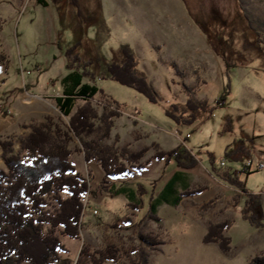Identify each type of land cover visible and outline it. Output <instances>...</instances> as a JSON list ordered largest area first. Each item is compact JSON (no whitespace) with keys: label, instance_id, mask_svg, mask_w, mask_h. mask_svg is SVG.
<instances>
[{"label":"rangeland","instance_id":"obj_1","mask_svg":"<svg viewBox=\"0 0 264 264\" xmlns=\"http://www.w3.org/2000/svg\"><path fill=\"white\" fill-rule=\"evenodd\" d=\"M75 45L94 74L105 71L122 46L130 47L157 102L111 79L84 80L121 108L104 144L145 153L141 169L103 183V169L85 163L74 138L70 162L75 172L91 176L79 239L55 230L67 250L61 257L75 261L83 245L94 252L109 243L122 250L119 264H132L124 252L139 248L149 253L146 264H248L262 255L264 227L243 219L245 195L236 190L231 200L229 186L215 185L209 175L215 178L211 158L216 169L239 173L248 152L264 157V0H0V141L11 142L15 153L48 118L68 125L54 98L69 73L65 51ZM189 95L206 100L212 115L190 125L168 118L165 111L185 104ZM90 103L103 112L100 96ZM182 149L191 151L200 170L189 190L206 192L191 205L164 202L163 185L178 163L154 157ZM241 180L246 192L261 196L264 224V167L242 172ZM227 219L233 222L225 233L230 253L224 255L217 243L202 239L210 223ZM140 235L159 244L148 250Z\"/></svg>","mask_w":264,"mask_h":264},{"label":"trees","instance_id":"obj_2","mask_svg":"<svg viewBox=\"0 0 264 264\" xmlns=\"http://www.w3.org/2000/svg\"><path fill=\"white\" fill-rule=\"evenodd\" d=\"M117 54L105 71L94 74L88 69L90 64L84 61L78 45L68 48L64 65L69 73L61 80L62 95L54 98L59 112L68 118V125L48 118L21 141L18 153L14 152L11 142L0 141L5 166L0 170V264L120 263L122 250L110 243L94 252H89L83 245L75 261L64 259L60 253L67 250L55 234L56 229H61V235L79 239L83 198L89 193L90 172L84 178L75 172L70 162L72 152L69 146L74 138L79 141L85 163L97 162L103 169V183H107L109 178L125 175L132 168H142L139 162L145 151L133 152L128 147L117 149L104 144L110 137L114 120L121 115V108L103 90L84 81L111 79L135 90L149 101L157 102L146 75L137 69V57L132 49L124 45ZM4 61V56L0 55V62ZM97 95L104 103L100 114L90 103ZM78 100L84 101V104L77 106ZM212 113L213 109L206 100H197L191 95L185 104L173 105L165 111L168 118L183 125L193 124L200 115ZM238 150L243 152L245 148L239 147ZM175 152L178 156L173 155ZM154 157L159 160L175 157L177 168L182 169H192L198 162L187 149L158 152ZM246 163L242 172L248 175L254 167L253 162L250 168L246 167ZM210 164L220 182L245 195L243 219L252 227L263 228L262 198L246 192L245 181L241 180L242 172L216 169L212 158ZM177 183L178 178H174L167 185L165 190L168 189L170 194L164 190L161 194L164 202L178 205L180 196L174 190ZM204 190L188 189L183 195L194 196ZM231 226L232 220L228 219L210 223L203 243H217L220 251L229 255L230 239L225 233ZM139 241L148 250L159 244L150 235H140ZM124 254L132 264H146L149 258L144 248ZM248 264H264V253L252 258Z\"/></svg>","mask_w":264,"mask_h":264},{"label":"crops","instance_id":"obj_3","mask_svg":"<svg viewBox=\"0 0 264 264\" xmlns=\"http://www.w3.org/2000/svg\"><path fill=\"white\" fill-rule=\"evenodd\" d=\"M61 95H62V91H61ZM60 95V96H61ZM58 97H59V95H58ZM189 151V150H188ZM191 152V151H190ZM234 157H236V158H239L240 157V154H237V155H234ZM248 160H251L252 162H253V167L255 168V166L258 164V163H264V157H262V156H259L258 154H257V152L256 153H251V152H248V158H247V160H246V162L248 161ZM245 162V163H246ZM197 170H199L198 169V163H197V165L195 166V167H193L192 169H182V168H175V170L173 171V174L171 175V177L170 178H168L166 181H165V183H164V185H163V190H162V192H161V194L164 192V190H165V188L167 187V185L174 179V178H178V185L176 184V185H174V190H175V193H177L178 194V197L180 196V201H179V203H178V205H180V204H183L184 203V201H186V200H188V204L189 205H191L192 203L191 202H189V201H191V200H195L196 198H200L201 196H202V194H204V193H206V192H201V193H199V194H197V195H195V196H186V197H184V193L186 192V191H188V189H190V186H189V182H191V180H192V182H193V179H194V177H197L196 175H195V171H197ZM200 171V170H199ZM196 174H198V173H196ZM200 174H204L203 172H200ZM199 174V175H200ZM209 177H210V179L212 180V183H215V182H218V183H220L221 184V182L220 181H218L217 179H216V177L214 178L213 176H211V175H209ZM215 185H216V183H215ZM223 187H227V186H225V185H223V184H221ZM161 189V187L159 188V190ZM208 192H209V190H208ZM226 193H227V195L229 194V197L231 198V200L232 199H234V197H235V195H236V190L234 189V188H231V187H227L226 188ZM256 194V193H255ZM237 204L235 203H233V206H231L230 207V209H232L233 207H235ZM228 220H232V219H228ZM232 222H233V220H232ZM220 223V222H219ZM260 229H263V228H260ZM205 236V235H204ZM203 236V237H204ZM203 240V239H202Z\"/></svg>","mask_w":264,"mask_h":264},{"label":"built area","instance_id":"obj_4","mask_svg":"<svg viewBox=\"0 0 264 264\" xmlns=\"http://www.w3.org/2000/svg\"><path fill=\"white\" fill-rule=\"evenodd\" d=\"M251 165H252V162H251V161H248V162L246 163V167H248V168H250ZM221 166H224V164L221 163ZM256 167H257V168H256L257 170H262L263 167H264V165H263L262 163H258V164L256 165Z\"/></svg>","mask_w":264,"mask_h":264}]
</instances>
